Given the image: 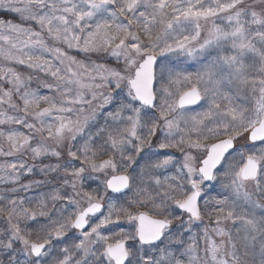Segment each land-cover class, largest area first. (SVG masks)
<instances>
[{
    "label": "snow or ice",
    "instance_id": "1",
    "mask_svg": "<svg viewBox=\"0 0 264 264\" xmlns=\"http://www.w3.org/2000/svg\"><path fill=\"white\" fill-rule=\"evenodd\" d=\"M0 13V264H264V0Z\"/></svg>",
    "mask_w": 264,
    "mask_h": 264
},
{
    "label": "rangeland",
    "instance_id": "2",
    "mask_svg": "<svg viewBox=\"0 0 264 264\" xmlns=\"http://www.w3.org/2000/svg\"><path fill=\"white\" fill-rule=\"evenodd\" d=\"M0 15H3V13H0ZM6 18H11V17H6ZM0 64H3V61H0ZM33 86H35V85H33ZM42 91H44V90H42ZM0 159H2V158H0ZM204 224L209 225V227H211L210 222H209L207 217H205Z\"/></svg>",
    "mask_w": 264,
    "mask_h": 264
}]
</instances>
